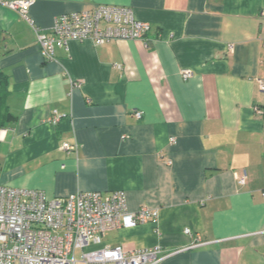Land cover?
<instances>
[{
    "label": "crops",
    "instance_id": "0c3cea01",
    "mask_svg": "<svg viewBox=\"0 0 264 264\" xmlns=\"http://www.w3.org/2000/svg\"><path fill=\"white\" fill-rule=\"evenodd\" d=\"M98 3L131 6L150 24L144 39L71 40L44 61L29 22L0 6L16 117L0 184L47 197L124 190L130 210L154 208L157 221L109 229L100 245L160 246L158 264H264V0H34L28 16L49 29Z\"/></svg>",
    "mask_w": 264,
    "mask_h": 264
},
{
    "label": "built area",
    "instance_id": "2783aa9c",
    "mask_svg": "<svg viewBox=\"0 0 264 264\" xmlns=\"http://www.w3.org/2000/svg\"><path fill=\"white\" fill-rule=\"evenodd\" d=\"M34 0H0V6L16 10L31 25L44 60L55 58L54 46L69 41L91 40L102 44L111 40L144 39L150 24L135 17L127 5L98 3L91 9L58 14L49 29L30 21L28 10ZM180 76H193L181 68ZM264 91V80L258 79ZM140 118L142 112L134 110ZM58 116L51 120L56 122ZM0 128V140L5 133ZM169 142H175L169 137ZM76 142L63 141L61 147L77 152ZM170 162V160H168ZM246 171L236 175L246 182ZM264 193V192H263ZM158 212L142 206L130 210L124 190H77L66 196L47 197L42 189L0 184V264H158L169 253L160 246L127 249L101 244L105 231L156 223ZM185 231L188 233L189 229ZM200 240L188 248L202 245ZM81 250L78 257L75 250Z\"/></svg>",
    "mask_w": 264,
    "mask_h": 264
},
{
    "label": "trees",
    "instance_id": "16d2710c",
    "mask_svg": "<svg viewBox=\"0 0 264 264\" xmlns=\"http://www.w3.org/2000/svg\"><path fill=\"white\" fill-rule=\"evenodd\" d=\"M7 95V79L0 72V126H7L15 121L16 117L9 111L5 99Z\"/></svg>",
    "mask_w": 264,
    "mask_h": 264
},
{
    "label": "rangeland",
    "instance_id": "374dc122",
    "mask_svg": "<svg viewBox=\"0 0 264 264\" xmlns=\"http://www.w3.org/2000/svg\"><path fill=\"white\" fill-rule=\"evenodd\" d=\"M14 11L18 13V11H16V10H14ZM18 14H19V13H18ZM19 16H20V14H19ZM42 59H43V57H42ZM43 60H44V59H43ZM44 61H46V60H44ZM49 61H51V60H49ZM52 118H54V116H53ZM52 118H51V119H52ZM1 127L6 129L7 126H6V125H5V126H0V128H1ZM4 134H5V133H4ZM4 134H3V136H4ZM2 138H3V137H2ZM125 194H126V193H125ZM141 207H142V206H141ZM198 246H199V245H198ZM195 247H197V246H195ZM191 248H193V247H191ZM80 253H81V250H79V249H76V250H75V256H76V257H78V256L80 255ZM78 264H81V263H78Z\"/></svg>",
    "mask_w": 264,
    "mask_h": 264
}]
</instances>
